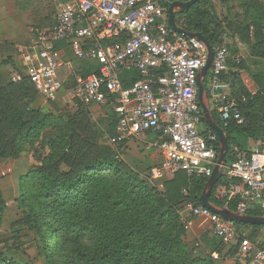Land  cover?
<instances>
[{"label":"trees","instance_id":"16d2710c","mask_svg":"<svg viewBox=\"0 0 264 264\" xmlns=\"http://www.w3.org/2000/svg\"><path fill=\"white\" fill-rule=\"evenodd\" d=\"M222 1L231 11L233 0ZM240 7L246 21H230L226 28L251 51L250 56L260 63L261 70L250 75L257 89L255 94L245 89L240 74L234 71L244 67H230L226 76L231 83L230 99L237 102L245 122L241 126L222 123L213 114L227 137L224 164L234 159V149L250 158L249 145L264 143V3L245 0ZM175 18L178 26L201 34L212 48L218 43L221 28L212 0H198L186 13L177 12ZM12 47L1 46L0 54L13 49L15 55ZM125 77V87L137 79L128 72ZM39 98L27 79L19 83L0 79V160L15 159L32 150L29 170L20 179L18 207L26 228L39 238L47 264H214L210 257L193 255L178 215L186 201L200 205L208 178L188 177L180 172L163 180L159 191L116 161L115 150L98 143L95 135L80 137V115L65 120L44 114L35 106ZM106 109L112 121L108 136L117 139L115 116L110 108ZM49 131L52 134L45 136ZM225 184L222 176L208 200L218 209L234 212L236 200L216 194L218 187ZM184 190L188 197L183 195ZM0 206H5L1 191ZM246 215L261 216L257 209ZM234 224L239 235L247 227L264 230V226ZM209 245L211 251L222 253L217 239L211 238ZM0 264L17 263L0 254Z\"/></svg>","mask_w":264,"mask_h":264},{"label":"built area","instance_id":"2783aa9c","mask_svg":"<svg viewBox=\"0 0 264 264\" xmlns=\"http://www.w3.org/2000/svg\"><path fill=\"white\" fill-rule=\"evenodd\" d=\"M63 2L50 30L36 32L32 47L22 52L21 67L10 76L27 79L45 102L66 92L70 104L110 108L116 119L117 147L146 134L157 135L161 160L151 171L154 180L183 172L209 178L217 165L219 142L211 130L200 132L203 113L198 100L197 75L207 60V49L197 39L176 34L167 24L170 4L183 0H52ZM67 43L74 59L96 68L74 73L65 89L58 77L61 59L57 44ZM206 76L205 97L222 123L244 124L237 102L230 99L227 41L216 43ZM239 63V56L236 58ZM127 72L135 74L125 87ZM126 80V81H125ZM259 158L256 162L254 159ZM231 191L217 197L236 200V213L257 209L264 217V145L250 158L234 149V159L222 166ZM183 195L188 197L187 191ZM181 214L208 219L212 236L224 247H236L246 264H264V248L238 234L234 222L186 201Z\"/></svg>","mask_w":264,"mask_h":264},{"label":"rangeland","instance_id":"374dc122","mask_svg":"<svg viewBox=\"0 0 264 264\" xmlns=\"http://www.w3.org/2000/svg\"><path fill=\"white\" fill-rule=\"evenodd\" d=\"M212 1L221 28L218 31V43L227 41L230 50L228 71H230V67L233 66H237L239 68L240 65L241 67L246 68L247 62L250 64V66L254 67V72L260 71V63L250 56L251 51L247 48L246 52H239V44L235 41L237 38L233 37L231 35V30L226 28V24L230 21L233 23L246 21L244 18L243 9L240 7L241 3H243L245 0H233L230 3L231 11L229 10V12L226 11L227 4L223 3L222 0ZM261 1L264 3V0ZM178 21H182L181 17H178ZM32 38L35 37L31 34L30 38L28 39L29 42L27 43V45L30 47L33 45L31 42ZM14 50L16 51L15 55L13 54V49H10V51L8 50L6 54H0V79L3 80V82H9L10 76L14 71H16H12V67L14 66L12 65V61L8 56H18V49L14 47ZM241 54L244 56V58H240L241 60L239 59V63H241L239 64L236 62V56ZM8 59L10 62H7ZM244 71L247 72V70ZM67 73L68 71L66 67H59L58 77L60 80H63V77ZM70 86L71 80L66 84L65 87L66 89H69ZM43 101V99L39 98L35 106L39 108L42 113L51 115L54 118L62 117L63 119L68 120L70 118H74V116L80 115L78 118V120L81 121V130L78 132L80 137L95 135L98 143L106 144L115 150L118 155L116 161H118L124 167L135 171L139 174L141 179L148 181L151 186L156 187L159 191H162V182L166 179L154 180L151 178L150 174L151 169L156 163V157L151 156V154H155V148L152 146L149 147V149H145V145H142L140 140H134L132 143L131 141H128V144L114 147L111 144L110 138L108 136L112 129V121L108 110L104 108L96 110V107L86 110H79V107L69 103L65 91L61 92L58 100L54 101L53 103H44ZM201 129L202 126L199 127V130ZM49 134H52V132H47L45 136ZM145 143L149 145L155 144L156 142L154 135H146ZM32 160V150L23 152L18 158L15 159L0 160V191L5 202V206H0V254H2L5 259L13 261L17 264H47L39 238L34 231L28 230L26 228L21 210L18 207V198L20 196V179L27 173L28 169L26 168L31 165ZM178 215L187 232L188 220L194 218L185 217L183 214H181V209H179ZM241 238L243 237L241 236ZM185 239L187 241L186 236ZM187 243L193 255H199L197 252L198 247L196 245L197 240L192 239L190 242L187 241ZM236 252H238L237 249ZM224 258H226V256L223 257V259ZM213 260L214 262L219 261L217 259Z\"/></svg>","mask_w":264,"mask_h":264},{"label":"crops","instance_id":"0c3cea01","mask_svg":"<svg viewBox=\"0 0 264 264\" xmlns=\"http://www.w3.org/2000/svg\"><path fill=\"white\" fill-rule=\"evenodd\" d=\"M62 3L63 2H54L52 0H0V46L1 45L13 46L19 51L18 56L16 57L12 56L9 58L12 61V65L14 66L12 67V71L18 70L21 67L22 52L30 48V46H28L27 43L29 42L28 39L30 38L31 34L32 36L36 37V32L50 30L54 26L56 22V16L62 7ZM177 12L179 11L176 10V13ZM235 41L238 42L239 44V52L247 51V47L244 46L242 43H240L238 39H236ZM31 42L34 43L35 38H32ZM57 48L60 51V55H61L59 67L61 68L66 67L68 71V73L63 77V80H65V82H69L70 80H72L71 82L73 86L74 73L81 72L82 74H90L92 72H95L96 68L93 66V64H90L88 62H79L74 59L67 43L65 42L58 43ZM237 56H239V59L244 58L242 54L237 55ZM9 59L7 62H10ZM244 70H247V72ZM253 70H254V67L250 66L248 62H247L246 68H243L242 70L240 69L234 70L238 74H240V78H241L243 86L251 94H255L257 91L250 77L251 73L254 72ZM229 72L230 71H228L224 75L225 79H226V76L229 74ZM242 72H245L246 74ZM229 96L231 97V91L229 93ZM232 99L234 100V98ZM43 102L45 103V101ZM204 103L212 117L213 114H215V112H214L212 105L209 103L206 97L204 98ZM95 107H96V110L100 108L103 109V107H100L97 105L88 107V109L95 108ZM201 126H202V129L199 130L200 132H205L206 130L210 129L205 124L204 120H203V123L199 127ZM146 135H144V137L140 141L142 145L143 144L145 145V149H149V144L145 143ZM154 138L156 142L157 135H154ZM132 141L134 140H131V143ZM128 143L126 142L125 144H128ZM263 145L264 143H262V145L250 144L249 147L247 148L248 149L247 152L252 155L256 149L261 150L263 148ZM153 148H155L156 151H155V154H151V156L156 157L155 165H157L159 164L161 157H160V153L158 149L156 147H153ZM254 160L258 162L259 158H255ZM26 169L29 170V167ZM169 178H172V177H168L166 179H169ZM225 181H226L225 185L218 187L217 193H216L217 195L223 192L228 193L231 191L232 184L234 183L239 184V182H235V181L230 182L226 178H225ZM233 213H236V211H234ZM240 234H241L240 236H242L243 238H246L253 243H257L259 247L264 248L263 247V244H264V230L263 229L253 230L252 228L247 227V228H243L240 231ZM186 238L188 242H190L192 239L197 240L196 245L198 247L197 252L199 255H196V256L210 257L212 260L213 259L219 260L216 262H214L213 260L214 264H246L245 260L236 252V249H235L236 247L234 246L233 247L221 246L222 248L221 254H219L216 251H211L209 242H210V239L214 237L211 234V223L208 219H195V218L189 219L187 232H186ZM231 253H234V254L231 255ZM225 256L226 258L223 259V257Z\"/></svg>","mask_w":264,"mask_h":264},{"label":"water","instance_id":"95a60500","mask_svg":"<svg viewBox=\"0 0 264 264\" xmlns=\"http://www.w3.org/2000/svg\"><path fill=\"white\" fill-rule=\"evenodd\" d=\"M198 0H188L184 2H177L170 4L168 8V19L167 24L172 28V30L178 34L186 37L188 39H197L201 43H203L207 49V60L204 67L197 75V85H198V100L200 103V107L203 113V119L205 124L216 134L219 142V156L217 160V165L214 167L212 174L207 180V183L204 187V190L199 198L200 205L209 209L213 214L222 217L225 220H229L235 223L248 224V225H259L264 226V217H251L248 215H239L237 213H233L227 209H218L209 203L208 197L216 185V183L223 176L222 166L225 163V157L228 153V144L227 137L222 130V128L214 121L211 117L210 112L208 111L205 103V87H204V79L207 76V73L210 69L212 60H213V50L212 46L208 43V41L199 33H190L186 30L182 29L176 23L175 13L176 10L182 13H186L190 7H192Z\"/></svg>","mask_w":264,"mask_h":264}]
</instances>
